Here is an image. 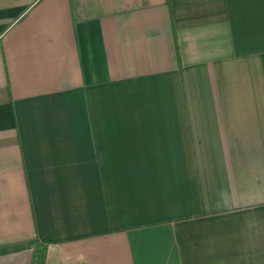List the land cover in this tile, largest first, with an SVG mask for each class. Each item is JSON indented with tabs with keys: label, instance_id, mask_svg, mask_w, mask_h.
Wrapping results in <instances>:
<instances>
[{
	"label": "crops",
	"instance_id": "1",
	"mask_svg": "<svg viewBox=\"0 0 264 264\" xmlns=\"http://www.w3.org/2000/svg\"><path fill=\"white\" fill-rule=\"evenodd\" d=\"M0 264H264V0H0Z\"/></svg>",
	"mask_w": 264,
	"mask_h": 264
}]
</instances>
